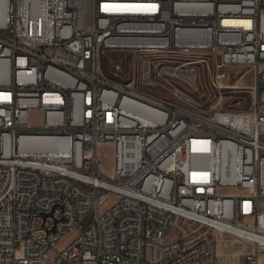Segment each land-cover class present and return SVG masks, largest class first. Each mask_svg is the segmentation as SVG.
I'll list each match as a JSON object with an SVG mask.
<instances>
[{"label":"built area","instance_id":"2783aa9c","mask_svg":"<svg viewBox=\"0 0 264 264\" xmlns=\"http://www.w3.org/2000/svg\"><path fill=\"white\" fill-rule=\"evenodd\" d=\"M102 46L203 47L196 63L218 71L214 87L221 69L254 71L247 106L191 112L177 87L191 82L187 62L144 63L141 86L110 81ZM150 80L174 91L157 98ZM32 140L57 146L21 148ZM107 142L111 178L98 155ZM213 233L264 264V0H0V264L52 252L54 264H220Z\"/></svg>","mask_w":264,"mask_h":264},{"label":"rangeland","instance_id":"374dc122","mask_svg":"<svg viewBox=\"0 0 264 264\" xmlns=\"http://www.w3.org/2000/svg\"><path fill=\"white\" fill-rule=\"evenodd\" d=\"M169 57V58H168ZM199 59H206V53L201 52H178L165 56L135 55L124 52H106L102 57V70L114 80L123 84H134L141 86L143 76L148 78V65L144 63L151 62L152 67L155 65H164L168 62L175 67L181 63L187 62V65H194L195 71H190L191 82L186 85V80L177 79V87H180L187 94L188 103L196 108L214 113L217 110H243L247 106L248 87L254 82V71L246 66H234L221 69L225 73L222 78L221 88L214 87L210 80L218 71H206V65H200ZM210 66H215V59L207 60ZM153 71L150 72L153 75ZM154 80V79H153ZM149 81V80H148ZM161 82V83H160ZM151 83V80H150ZM164 81H154L148 87L149 90L157 92L158 95L166 96V92L174 91V88ZM185 87V89L183 88ZM31 123L34 125L36 132L39 131L43 124V117L39 110L31 111ZM100 159V168L104 175L111 178L114 164V145L110 142L103 143L98 147ZM220 191L225 194H232V188H221ZM114 197L110 199V203ZM72 236L61 241L57 249L64 248ZM175 240L173 234L165 236V242L171 243ZM220 264H247L244 261V255L248 251L247 246L238 238L226 235L219 245ZM55 253L52 252L49 258L43 262L35 264H54Z\"/></svg>","mask_w":264,"mask_h":264},{"label":"bare ground","instance_id":"6f19581e","mask_svg":"<svg viewBox=\"0 0 264 264\" xmlns=\"http://www.w3.org/2000/svg\"><path fill=\"white\" fill-rule=\"evenodd\" d=\"M201 52V53H206V49H204L203 47H193L191 52ZM106 52H124L126 53V51L123 48H119V47H110L109 46H102V53H106ZM178 52H190L189 49L187 48H168V50H157L155 48H143L142 51H136L135 55H149V56H165V55H170L173 53H178ZM104 54H101V59H100V67L102 65V57ZM169 58V57H168ZM207 65L210 66L209 62L207 61ZM175 67H181V65H176ZM101 72L103 73V75H105V77L108 78V80L110 81H116L113 78H111L109 75H107L101 67ZM186 80V79H184ZM166 96L164 95H158L157 94V98H165ZM191 112H198V108L191 106ZM156 137H166V130L164 129H156ZM30 147L33 149H39L40 151H43L44 155H52L53 153L51 152L52 149H55V146H57L56 143L51 142V141H46V140H32V141H22V146L21 148L23 150L26 149V147ZM245 227V220H238L233 222V229H241ZM223 233H213V235H211V244H213V247L218 248V243H219V239L221 237Z\"/></svg>","mask_w":264,"mask_h":264},{"label":"crops","instance_id":"0c3cea01","mask_svg":"<svg viewBox=\"0 0 264 264\" xmlns=\"http://www.w3.org/2000/svg\"><path fill=\"white\" fill-rule=\"evenodd\" d=\"M226 235H221L220 239H219V243H218V257H219V263H220V254H219V245H220V242L223 240V238L225 237Z\"/></svg>","mask_w":264,"mask_h":264}]
</instances>
